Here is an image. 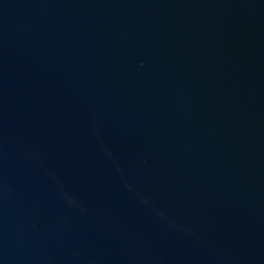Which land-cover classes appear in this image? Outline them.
<instances>
[{"label":"water","instance_id":"95a60500","mask_svg":"<svg viewBox=\"0 0 264 264\" xmlns=\"http://www.w3.org/2000/svg\"><path fill=\"white\" fill-rule=\"evenodd\" d=\"M0 264H264V0H0Z\"/></svg>","mask_w":264,"mask_h":264}]
</instances>
